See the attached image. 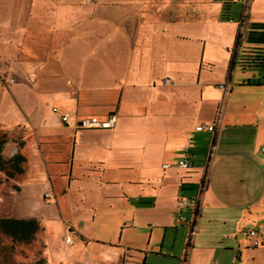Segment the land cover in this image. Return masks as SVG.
Instances as JSON below:
<instances>
[{
	"label": "crops",
	"instance_id": "crops-1",
	"mask_svg": "<svg viewBox=\"0 0 264 264\" xmlns=\"http://www.w3.org/2000/svg\"><path fill=\"white\" fill-rule=\"evenodd\" d=\"M128 1L125 8L117 6L111 10L112 20H120L123 9L126 17L119 24L112 23L108 45H102L99 13L94 19L97 22L92 41L91 36L88 39L84 33L75 39L69 32L59 36L66 46L55 52V67L45 64L41 77L35 78L41 92L13 84L12 94L19 107L8 92L2 94L9 95L13 107L22 115L14 125L27 124L29 138L36 133L33 147L46 174V179L44 174L37 175L36 181H43L50 188L40 191L37 200L34 199L36 204L33 201L30 208H26L23 185L29 172L36 173L23 154L28 138L25 144L18 145L21 148L18 152L25 159L23 172L18 174H23L24 180L18 202L23 212H30V217L42 222L45 233L52 225L51 220H55L63 227L68 222L67 234H76L78 243L74 240L67 243L66 238L63 239L64 245L73 252L56 264H119L120 260V264H216L217 251H223L225 258L236 251V264H240L244 253L249 252L252 239L245 226H264L261 222L264 220L261 173L264 176V172L259 166V157H264V153H257V149L264 146V139L259 138L260 111L242 104L238 112L229 108V100L238 94H249L246 92L251 85L248 74L243 72L236 76L235 60L243 46H252L264 37V18L260 17L263 0H228L243 3L239 20L228 14L227 20L219 19L225 0ZM49 3L50 0H0V33L6 34L0 39L2 65L11 64L8 60L16 55L15 44L7 43L6 38L13 31V40L19 41V29L27 19L28 10L35 21L54 19L53 33L68 20L70 10L65 2L53 8L51 16L44 11L39 14L41 7ZM246 13L250 14L248 21L243 16ZM86 39L90 44L87 45ZM26 48L23 46L24 50ZM90 51L94 53L93 60H81ZM109 53L110 63L101 61ZM2 59L7 60L6 63H2ZM28 65L30 73L36 74L38 64L30 61ZM52 70H56V77L46 74ZM164 79L166 81L162 82ZM220 84H225V88H220ZM76 91L78 95L74 96ZM77 103L81 104L76 108ZM87 103L106 106L90 108ZM45 113L53 116L52 119ZM62 114L68 115L67 120L63 126L57 125ZM109 114L115 118L111 129L77 127L81 119L101 121ZM236 115L244 118L239 125L254 127L253 143L242 151L214 143L220 126L232 124ZM33 116H36V125L31 122ZM215 119L218 123L214 134L202 130L208 132L213 141L208 160L211 141L207 149H194L188 137L191 131L202 132L194 129L197 124L211 123ZM50 126L60 129L58 139L45 133ZM55 140L65 144L67 156L62 158L59 152L44 153L43 144ZM185 153L190 155V170L177 166ZM73 159L83 160L79 177L72 172ZM57 163H63L64 170L68 165L67 175L62 173V168H54ZM98 163L103 170L92 171L93 165ZM165 164L169 167H163ZM255 173L262 180L260 186ZM59 175H66L67 191L72 188V182L80 178L89 180L103 199L118 200L121 206L127 207L130 221L127 231L138 237L137 243L125 242L121 250L118 240L114 244L89 238L88 225L97 218V209L93 207L81 208V213L87 217L86 224L79 223L73 228L55 194L54 182ZM186 190L194 194L186 198H195L197 203L179 208L177 202L185 197ZM45 193L52 197H44ZM129 197L134 199L130 207ZM49 202L54 204V218L37 213L39 208H48ZM184 211L188 222L184 219L176 223L178 217L175 216ZM224 230H227L225 235ZM255 231V234L261 233L259 229ZM55 256L57 254L45 251L46 264H52Z\"/></svg>",
	"mask_w": 264,
	"mask_h": 264
},
{
	"label": "rangeland",
	"instance_id": "rangeland-1",
	"mask_svg": "<svg viewBox=\"0 0 264 264\" xmlns=\"http://www.w3.org/2000/svg\"><path fill=\"white\" fill-rule=\"evenodd\" d=\"M151 1L152 0H150V2ZM225 1L227 5V7L225 8L226 10L225 12L229 15L230 18L239 20L241 16V9L243 3L228 2V0ZM62 2L68 3V8L70 10V17L66 22H64L62 27L57 26L55 28L56 31H54V33H53L54 28L52 27L55 22L54 19H49L45 21L44 20L35 21L33 19L35 16L31 14L30 10H28L27 19L22 23V26L19 29V31H21V36L19 37V41L15 43V41L13 40L14 38V34H12L13 31H11V34H9L10 36L6 38L7 43L11 45L15 44L14 46L16 49V55L15 57L12 56V58L8 60L11 61V64L6 63L7 60L4 61L2 59V63L3 61L6 63L4 65L1 64V57H0V136L2 134L5 136V143L2 145V151H1V154L4 158L11 156L16 151L19 152L21 151V148H19L18 145L20 144V142H23V144L26 143V141L29 138L28 136L30 131H29V127L25 123L21 122L20 124L14 125L13 122L16 119L22 118V115L20 111L16 110L13 107V102L11 101L9 95L7 96L2 94L5 91L8 92L10 96L13 97V100L15 101L16 105L19 107V102L14 98L12 94L13 90L11 89L15 87L13 84H19L20 87H33L34 91H36L37 93L41 92L42 90L38 89L37 85L35 84L36 79L41 77L40 71L43 69V67H45L44 66L45 64H50V65L53 64V66L55 67V63H56L55 52L60 48L62 49L66 46L65 44L62 45L61 43L62 39L59 36H62V34H66L69 32V34L73 35L75 39L78 38L80 34L84 33L87 38L90 35L91 36L90 40L92 41L93 39L92 35H94V31H95V22H97L96 20L94 21V19L99 17L97 16V14L99 13H101V22H99V24H100L101 34L103 35L102 45L103 47H105V45H108L109 31L112 29L111 27L112 23L119 24L120 21H124L126 17V13H125L126 11L123 9V12L121 13L122 18L120 17L119 18L120 20H112L110 18L111 10L116 8L117 6H124L123 8H125V4L129 1L128 0H50L48 6L41 7V10H39V14H41L42 11H44V13H46L47 16H51L50 13H52V11L54 10L53 8L59 7V5ZM262 3L264 5V0L261 1L260 5ZM24 8H26V5L24 6ZM261 10H259L258 12H260ZM248 14L249 13L243 15L246 21H248L247 17L250 16V14L249 15ZM260 14H261L260 17L264 18V10L261 11ZM4 36L3 34L0 33V39L1 37ZM88 39H86L87 45L90 44L89 43L90 41H87ZM25 45L27 46L26 50L23 49V46ZM251 45L252 46H249V48L252 49L264 48V37H262L261 40H257L255 44H251ZM242 49H245V46H243ZM93 56H94L93 51L86 52L85 56L83 55L81 60L84 59L93 60ZM110 60H111V55L109 53L108 57L105 55L101 61L110 63ZM30 61L34 64L35 63L38 64L37 66L38 69L36 71V74L30 73L31 70L28 65ZM16 63L20 65L16 66L15 65ZM43 71L44 69L42 70V72ZM243 72L248 74V76L246 77H249V82L251 83L248 89L247 90L245 89L247 93L249 92V94H238L236 96L230 97L229 102L231 103V107L229 108H234L238 110V112L242 110V104L244 105L245 108H247L245 104H247L249 107L257 108L260 111V115H261L260 120L258 121L259 123L258 128L260 129L259 138L264 139V96H263L264 68L257 65L246 66V67H242L238 65L235 67L236 76L240 75ZM49 73H52L53 77H56L57 75L56 70H54V72L53 70L52 72L50 71L46 72V74ZM256 81H260V82L257 83ZM66 82L69 83V80H66ZM172 83L173 82H171V84ZM38 87L40 88V86ZM73 95L74 96L78 95V92L77 91L74 92ZM80 104L77 103L76 108L79 107ZM86 105L90 108L106 106L104 104L99 105L93 103H87ZM35 117L36 116H33L31 122L36 125L37 120ZM52 117L49 114L47 115V118L49 120L52 119ZM117 118L119 120V116H117ZM243 119L244 118L241 115H236L232 120L233 121L232 124L223 123L220 126V131L217 137L214 138V143L216 142L223 144L232 150H237V149L241 150L247 148L248 145L250 146L253 143L254 127H252L251 125L248 126L239 125L240 121ZM1 123L5 124L6 126H4ZM57 125H60L58 119H57ZM47 128L48 129L45 130V133H51V137H53L54 139L56 138L58 139L59 135H61L59 128H56L54 126L53 127L50 126ZM75 129L74 131H76ZM189 134L190 137H188V142H191L194 149L199 147H203V148L206 147L207 149L209 147L211 139H209L210 134L208 132L191 131L189 132ZM36 138H37L36 133L34 135L31 134V137L29 138L27 144H25V146L23 147V154L25 155V158H27V164L29 165L30 168H33V170L36 171V173L29 172L27 180L23 185L24 198L23 197L22 198L26 208H30V205L35 202L34 199L37 200L40 191L42 192L47 188H49V186L45 185V182L36 181L38 177L37 175L39 174L41 175L44 174L46 179V174L43 170V163L41 162L40 156L39 154H37L35 147H33ZM87 138H88V134H87ZM43 146L45 148L44 153L46 154L59 152L58 154H60L62 158L64 155L67 156L65 152V144H61L57 140L45 142ZM59 149L61 150V152ZM45 150H51V152ZM259 159L261 162H264L263 156H260ZM78 163H80L79 166ZM82 164H83L82 159H78V160L73 159L72 172L77 174L78 177L80 176ZM56 165L57 166L54 167L55 169L58 170L59 168H62V173L67 175L68 165L65 166L66 167L65 170L63 163H57ZM102 170H103V166L101 164L98 163L93 165L92 171L100 172ZM66 175L65 176L59 175L56 177L54 183L57 188V192H55V194L59 196L58 205L64 211L65 216L68 217V220L71 221V226L73 228L74 226H78L79 223H82V225L86 224L87 217L85 214L81 213V208L93 207L97 209V213H96L97 218L96 221L88 225V230L86 233L89 238L103 240L106 243L113 242L114 244L115 243L117 244V240H118V244L120 245L118 249L121 250L122 247L124 249V247L126 246L125 242L130 243V241H134L135 243H137L138 237L136 235H131V232L127 231V227L130 222L129 210L128 211L126 210L127 207L121 206L120 201L118 200L117 202L112 199L110 200L103 199L101 195L99 196L98 191L94 188V186L90 183L89 180L87 181L80 178V181L76 180L77 182H72L73 183L72 188L70 189V191H67L65 188L67 184ZM254 177L256 178L257 185L258 186L262 185V180L259 174L255 173ZM261 177L262 179L264 178L262 173H261ZM32 178H35V180ZM23 182H24L23 174L15 175L11 179L6 180L4 178L3 173L0 171V218L30 217V212H23L20 203L18 202L22 194L21 188ZM64 190H66V193H63ZM184 193H185V197H189L190 193L191 195H194L192 192H189L188 190H186V192ZM127 199H128V206L130 207L134 199L131 197ZM42 201L43 203L45 202L44 199H42ZM52 203L53 202L48 203L47 205L48 208L38 209L37 206H33V208L38 209L37 212L38 214L47 216L49 218H54L55 211H54V204ZM80 203L82 204V206ZM122 203H123L122 205H124V202ZM60 204L62 205V207ZM186 216L187 215L185 214L184 211L181 213H177L175 218L182 217L183 219H185L186 222H188L186 220ZM38 221L41 226V230H39L35 234L33 241H31L29 244L12 243L10 238H8L0 231V264H34V262L41 257L44 258L45 260V251L46 253H48V251H51V253L53 252V254H57L52 264H56L59 260L70 256L73 250L71 247L68 248L64 245L63 239L69 237L72 240H74L75 243H78L79 240L77 239L75 233L70 232L67 234V232L70 231V229L66 228L69 225V223L65 222L66 224H64L65 226L63 227L59 222L55 220H51L52 225L48 224L50 226L47 230V233H45V230L42 226V222L39 219ZM261 222L264 223V220ZM182 226L185 227V224H183ZM181 227H177V228H181ZM245 228L249 230H258V229L261 230L260 225L254 226L251 224L245 226ZM223 233L225 235L227 233V230H224ZM261 233L260 234L257 233L255 237L258 242L257 246L253 247L252 249H250L251 247H248L247 251L249 252L244 253V257L240 264H264V229L261 230ZM66 235H68V237ZM244 238L245 241H248V238L246 236ZM104 247H106V245ZM252 251H255V253L254 252L252 253ZM229 255L230 256H228V258H225V253H223V251H219V253L217 251L215 256L217 259L216 264H236L237 258L235 257L237 255V252L232 251L230 252ZM229 257H232L233 260H230L231 258ZM121 261L122 260H120V263Z\"/></svg>",
	"mask_w": 264,
	"mask_h": 264
},
{
	"label": "trees",
	"instance_id": "trees-1",
	"mask_svg": "<svg viewBox=\"0 0 264 264\" xmlns=\"http://www.w3.org/2000/svg\"><path fill=\"white\" fill-rule=\"evenodd\" d=\"M223 6L219 15L220 20H227V13ZM236 66H260L264 68V48H245L240 51L235 60ZM5 136H0V171L6 179L23 172L24 157L18 152L4 158L1 154ZM41 230L39 221L36 218H0V231L10 238L12 243L29 244L33 241L35 234ZM34 264H46L44 258L37 259Z\"/></svg>",
	"mask_w": 264,
	"mask_h": 264
},
{
	"label": "built area",
	"instance_id": "built-area-1",
	"mask_svg": "<svg viewBox=\"0 0 264 264\" xmlns=\"http://www.w3.org/2000/svg\"><path fill=\"white\" fill-rule=\"evenodd\" d=\"M166 80L164 79L163 82H165ZM220 88L224 89L225 88V84H220L219 85ZM53 111H55V108H52ZM68 115L67 114H62L59 117V124L62 125L66 122ZM115 123V118L113 114H109L104 120L101 121H97L94 119H81L78 124L77 127L79 128H84V129H111L114 126ZM217 123L218 120H214L211 123H199L197 124L194 129L196 131H202V130H206L209 132H212L213 134L215 133V129L217 127ZM213 141H211V145L209 147V152L207 155V159L209 160L211 158V153H212V145ZM257 153H264V146H260L257 149ZM190 155L188 153H185L181 156V158L177 161V166L184 169V170H190L192 168V163L190 161ZM259 166L261 168V170L264 172V162L259 163ZM163 167H169V164H165ZM44 197H52L51 195H49L48 193L43 194ZM197 203V199L195 198H186V197H182L178 200L177 202V206L179 208H184L187 206H195ZM184 222L183 218L178 217L177 218V222L176 223H181ZM264 229V226H261V230ZM260 230V229H259ZM192 233V230L190 231V234ZM247 235H249L252 239L250 241L249 246L250 247H254L258 244L256 238H255V230H249L246 232ZM65 241L67 243H71L72 239L70 238H66Z\"/></svg>",
	"mask_w": 264,
	"mask_h": 264
}]
</instances>
